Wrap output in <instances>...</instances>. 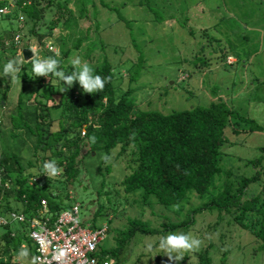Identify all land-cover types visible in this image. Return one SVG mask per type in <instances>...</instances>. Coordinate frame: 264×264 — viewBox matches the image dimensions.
Masks as SVG:
<instances>
[{
  "label": "rangeland",
  "instance_id": "374dc122",
  "mask_svg": "<svg viewBox=\"0 0 264 264\" xmlns=\"http://www.w3.org/2000/svg\"><path fill=\"white\" fill-rule=\"evenodd\" d=\"M10 2L14 3L10 14L0 17V152L3 145L12 143L14 129L8 117L12 115L16 123L22 121L16 107L23 84L28 94L37 85L31 63L19 55L24 46L34 43L41 59H46L48 51L62 55L63 50L67 51V61L79 58L82 63H90L106 59L113 68L116 95L129 89L141 109L169 113L224 100L240 115L264 125V0H69L74 15L53 5L37 19L26 17L16 0ZM73 16L76 20L68 27L63 21L65 17L73 20ZM15 33L21 35L19 46L13 42ZM37 34L44 37L39 41ZM79 37L84 40L77 45ZM47 43L53 47L48 48ZM18 57L23 63L13 81L3 69L9 60ZM25 71L30 77L27 82L22 79ZM51 82L54 91L58 78L53 76ZM33 97L24 100L26 106H34ZM43 112L48 115L44 117L47 124L50 117L53 119L48 127L58 128L59 109L50 102ZM235 123H239L240 132H232L233 126L226 129L228 141L221 146V172L210 193H192L180 207L166 208L152 197L144 203L138 194L124 190L120 182L133 164V146L124 151L119 146L113 148L100 172L103 151L89 152L82 145L77 178L57 195L65 198L66 191L65 204L78 202L81 217H90L98 202L102 204L108 213L103 221L109 226L100 243L104 253L115 248L116 229L124 228L128 218L146 221L162 231L133 234L121 254L112 257L115 264H173L159 249V241L169 233L179 232L191 234L202 243L199 250L185 252L183 260L175 264H200L202 256L209 257V264H264V248L258 249V240L230 213L208 208L193 212L220 191L225 181L236 185L238 176H250L254 170L250 161L264 156L260 150L264 131H249L245 120L237 119ZM18 133L14 152L22 161L33 158L34 136L26 129ZM28 171L37 172L34 167L24 168V172ZM262 182L249 187L257 191ZM60 184L61 180H54L52 185ZM10 202L20 210L18 200ZM186 217L193 218L187 228L164 230L167 224L182 222ZM17 226L13 222L9 228ZM0 230L6 229L0 226ZM148 244H152V252L146 251ZM26 249L27 260H20L18 254L9 258L3 253L0 264H30L33 250Z\"/></svg>",
  "mask_w": 264,
  "mask_h": 264
},
{
  "label": "trees",
  "instance_id": "16d2710c",
  "mask_svg": "<svg viewBox=\"0 0 264 264\" xmlns=\"http://www.w3.org/2000/svg\"><path fill=\"white\" fill-rule=\"evenodd\" d=\"M6 0H0L2 6ZM69 0H16L18 9L26 17L41 18L44 9L53 5L58 9H66L73 14L68 6ZM81 12L83 9L79 8ZM74 15V14H73ZM73 20L65 17V24L69 27ZM86 32V31H85ZM87 34V33H86ZM85 34V35H86ZM39 41L44 37L37 34ZM80 38V37H79ZM76 39L79 45L84 39ZM28 45H26L27 47ZM62 55L48 51L44 58L53 57L60 60L59 70L71 75L74 67L71 60L67 61V51ZM65 58V59H64ZM31 63L32 71V59ZM89 66L94 75L111 77L105 84L103 91L87 94L83 92L79 82H75L71 89H67L64 81L58 78V88L52 90L51 78L53 75L33 76L37 82L32 93H26V84L22 86L18 96L16 111L22 115V121L14 122L12 115L8 117L14 129L12 143L3 145L0 152V184L8 181L12 187L4 195V210L13 206L10 200H18L20 209L30 214L39 204L41 197L48 200L50 211L58 212L65 204L68 194L63 197L57 192L67 190L74 183L79 173L81 162V146H87L89 152L103 151V158L98 164L106 162L104 156L119 146L121 151L129 146L134 147L135 157L130 171L121 180V185L127 193L138 194L144 203H149L152 197L157 204L166 208L178 205L186 200L190 194L203 196L210 193L215 177L221 172V146L228 141L226 129L233 126L232 132H240L237 119L248 121L249 131H264V125L244 117L234 110L224 100L211 101L206 106H195L190 109L173 110L163 113L157 109H141L131 91L126 89L120 95L114 91V73L111 64L106 60L90 61ZM57 78V77H56ZM22 79L27 82L28 72L22 73ZM57 95V99L56 96ZM34 96V106H26L25 99ZM52 102L54 108L59 109L56 121L58 128L51 129L49 123L44 121L43 109L48 108ZM40 106L42 108H40ZM26 129L35 140L31 147L33 158L22 161L13 147L19 140L18 130ZM1 132V130H0ZM95 137V142L92 138ZM23 141V140H22ZM5 144V143H3ZM28 149V148H27ZM264 154V146L260 147ZM264 157V156H263ZM257 157L250 162L254 170L250 176H238L236 185L225 181L223 188L202 207L194 208L193 212L205 208L230 213L233 220L254 235L258 240V249L264 248V158ZM55 160L62 172L55 178L49 179L43 171L46 161ZM249 162V161H248ZM37 171L39 179L33 185L28 183L32 172H24V168ZM54 180H61V184L53 186ZM262 180L259 190L255 191L249 186ZM101 194V190L97 192ZM249 195L248 197H246ZM185 201V202H186ZM184 203L180 204V206ZM179 206V207H180ZM106 209L98 202L90 217L93 224L106 219ZM193 218L186 217L182 222L167 224L164 230L187 228ZM20 225V224H19ZM21 226V225H20ZM0 234V254L8 253L9 258L19 254L20 243L24 234L11 235L9 226H4ZM18 232V229H16ZM160 233L159 229L152 228L146 221L137 218H128L127 225L116 229L115 248L107 251L109 257H118L128 244L133 234ZM28 248L34 253V248L28 241ZM32 253V254H33ZM200 264H209L208 256L201 257Z\"/></svg>",
  "mask_w": 264,
  "mask_h": 264
},
{
  "label": "built area",
  "instance_id": "2783aa9c",
  "mask_svg": "<svg viewBox=\"0 0 264 264\" xmlns=\"http://www.w3.org/2000/svg\"><path fill=\"white\" fill-rule=\"evenodd\" d=\"M13 4L6 0L0 6V17L10 14ZM19 19L22 17L19 16ZM13 42L15 46L20 45L19 33H15ZM46 46L53 47L50 43ZM28 47L35 49L36 55L37 45L29 44ZM19 55L23 58L22 53ZM38 179L39 175L33 174L28 183L33 185ZM11 187L8 181L0 184V226H9L13 222L20 224L26 238L33 242V255L40 258L38 264H107L113 260L100 248V243L106 238L109 230L106 221L93 224L87 217H81L78 202H72L54 213L50 211L45 197L40 198L38 206L30 214L22 209L4 210L5 191ZM15 233L11 232V235ZM27 247L26 243L21 244V248ZM60 251H64L65 256L58 260L56 257Z\"/></svg>",
  "mask_w": 264,
  "mask_h": 264
},
{
  "label": "clouds",
  "instance_id": "9594fccd",
  "mask_svg": "<svg viewBox=\"0 0 264 264\" xmlns=\"http://www.w3.org/2000/svg\"><path fill=\"white\" fill-rule=\"evenodd\" d=\"M35 53V49H32ZM59 56V53H57ZM23 61L19 58L11 59L4 65V75L11 77L15 81L18 72L22 67ZM60 60L49 57L46 59H41L37 55L32 57V71L36 76L48 77L50 74L64 81L67 85V89L64 88L63 91L71 89L75 82L83 88V92L87 94H92L94 92L103 91L105 84L110 82L111 77H101L99 75L93 74V69L89 66L87 62L82 63L79 58L71 60V64L74 67V71L71 75H66L62 70H59ZM95 142V137L92 138ZM109 157L104 156V160L108 161ZM43 171L49 179L57 177L62 169L57 167L56 161H46L43 164ZM202 241L200 239L194 238L191 234H185L183 232L179 233H169L166 237H161L159 241V249L169 258L170 261L175 264V262L181 261L184 258L185 252H195L199 250ZM147 252L153 251L152 244H148ZM29 256V251L26 248H21L18 254V258L22 261L27 260ZM65 256L64 251H60L56 259L60 260ZM39 257H33L30 264H38ZM107 264H115V261H108Z\"/></svg>",
  "mask_w": 264,
  "mask_h": 264
},
{
  "label": "crops",
  "instance_id": "0c3cea01",
  "mask_svg": "<svg viewBox=\"0 0 264 264\" xmlns=\"http://www.w3.org/2000/svg\"><path fill=\"white\" fill-rule=\"evenodd\" d=\"M24 47H26V46H24ZM24 47H23V48H24ZM12 208H13V207H12ZM16 229H18V232H16V231H17ZM9 230H10V232H14V231H15V232H16L15 235H16L17 233H19V234L21 233V234H24V237L26 236V234L23 232L22 227H21L20 225H19V228H18V226H17V227H15V228H13V229H10V228H9ZM2 232H3V231L0 230V234H1ZM28 241L30 242V245H33V242L25 237V238H23V239L21 240L20 248H21V244H22V243H26L27 246H29ZM27 248H28V247H27ZM5 255H8V253H5Z\"/></svg>",
  "mask_w": 264,
  "mask_h": 264
},
{
  "label": "water",
  "instance_id": "95a60500",
  "mask_svg": "<svg viewBox=\"0 0 264 264\" xmlns=\"http://www.w3.org/2000/svg\"><path fill=\"white\" fill-rule=\"evenodd\" d=\"M21 53H22V57L25 61H29L34 56V53L30 47L22 48Z\"/></svg>",
  "mask_w": 264,
  "mask_h": 264
}]
</instances>
